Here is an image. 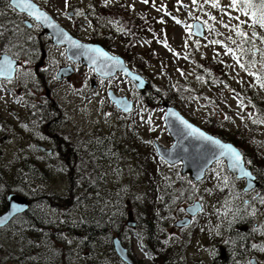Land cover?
<instances>
[{"label":"rangeland","instance_id":"1","mask_svg":"<svg viewBox=\"0 0 264 264\" xmlns=\"http://www.w3.org/2000/svg\"><path fill=\"white\" fill-rule=\"evenodd\" d=\"M6 1L8 0H0L3 5L0 6V10L5 9L10 12L11 14L6 15V17L8 16L11 20L13 15L9 10V5H6ZM100 1L106 2V0ZM76 2L80 8H85L90 0H76ZM107 3L112 5L110 9L106 10L109 14L106 13L105 15L111 16V18L115 17L117 26L127 27L128 37L125 38L126 41H132L136 36H138L135 38L136 40L139 37L142 38L134 48L124 38L115 36V30L113 29V36H109V42H111L109 47L111 49H108L111 52L128 57V60L132 61V65L134 63L138 65L144 72L142 74L147 76L150 82L159 85L165 92L178 91L180 86L183 85L184 88H181V90L186 93L173 98L171 104L180 109L194 123L204 128L210 127L211 129L223 130L227 134H240L241 138L247 142L249 138L248 145L250 147L264 149V123H253L256 128L253 133H250L248 128L249 122L255 120L253 117L255 106L251 99L245 96V84L249 85L261 99H264V89L259 87L254 77L249 76L236 65L233 57L226 54L225 47L211 43L213 40H220L233 49L237 47L228 38L231 37V39L238 42L240 37L236 36L230 28H225L220 23V21H223L231 26L238 23L235 19H230L228 15H225L226 12H230L232 17L240 15L237 11L228 7L230 0H220L221 7L219 8H213L210 0L208 3H205V0H197L196 4H193L192 0H149L147 4L143 3L142 0H108ZM211 17L216 19L213 20ZM130 19H132L131 23ZM137 19H139L140 25L133 26L134 23L136 24ZM240 19L244 20L246 18L241 15ZM177 20L181 23H176ZM195 20H200L205 24L206 35L204 37H198L194 33L193 23ZM105 23L108 24L109 21L106 19ZM209 25L211 28L208 27ZM189 26L192 27L189 28ZM9 27L13 32L4 31ZM240 27L248 33L251 32L247 25H240ZM0 31L4 32L3 37H0L1 54L4 49H7L6 40L12 38L17 30L15 27L6 26L5 21H0ZM93 32L92 34L96 35V30H93ZM99 36H102V34ZM165 43L168 47H165ZM64 53V50L59 47L52 49V54L57 58L62 59ZM202 56H206L208 59L216 58L222 62V65L228 71L230 77V82H228L231 87L225 85L212 87L197 78L199 75L196 72V65ZM26 63L27 61H25ZM74 68L75 73L71 76L70 83L58 86L55 92L59 101L64 106L70 107V139L84 137L85 135H96L98 131L116 130L114 126H118L124 121L132 122L131 125L140 129L142 141L134 134L123 136L124 142H126V157L122 162L125 165L126 179L121 178V180L129 181L137 186L140 184V180L146 177V172L151 167L153 176H155L153 179L157 178L159 170L158 167L154 169L153 166L157 160L160 167H163L161 174L164 173V175L170 177L171 185L177 192L185 196V190H188L189 196H191V200H185L182 203L177 200V203H175L176 208L173 213L176 219L186 213L185 207L187 205L194 203L196 200L201 202L202 209L192 218L193 220L189 226L178 228L174 227L172 222L167 227L170 238L171 236H179L184 241V252H182L184 264H219L214 257L219 253L218 247L220 244L227 245L228 242L224 239L232 238L231 230H233V227L230 232L224 230L226 226L224 221L227 216H220L218 211L221 209L223 201L225 203L226 201L235 200L234 196L236 201L249 199L248 212L254 214L256 216L255 220L258 222L253 241L259 249L260 258L256 257L261 264H264V251L261 250L264 249V204L259 199L255 200L256 190L244 192L242 188L245 181L232 178L228 174L224 161L220 165L215 164L200 182H194L188 175H182L180 165L166 166L161 164L162 159L156 153L154 142L159 140L165 146H170L173 143L164 122V106L161 105L158 108L146 106L145 100L141 99L140 92L135 85L123 75H119L111 81H100L98 77H95L93 70L82 63ZM253 71L259 72L258 68H254ZM93 81L96 82L94 87L92 86ZM10 85L13 89L12 92H8L0 83V137L2 139L0 142V147L2 146L0 150V177L2 175L6 177L3 183L0 184V193L6 190L5 187L9 185V177L13 175L16 169L17 156L19 152L23 151V147L28 145L26 140L29 139L28 133L25 132L28 126L21 121V119L28 117V110L22 105L24 99H20L23 96L20 94L19 86L15 85L14 81ZM26 85L29 86V84ZM109 88H113L118 94L127 95L134 101L137 109L131 116H124L127 114L117 111L118 108L109 99ZM27 91L29 92V95L26 94L28 98L32 91L35 93V88L30 87ZM44 91H42V94L45 93ZM165 102L168 101L162 100V104ZM225 117H228V119H225ZM149 119L151 123H148ZM214 122H221L222 124L217 127L218 124H214ZM151 129H155V131ZM5 135L7 136L6 140L3 139ZM140 150H143V158L141 159L146 163L145 165L142 164L141 173L136 167H133L141 163L139 160ZM247 151L251 150L247 148ZM129 154H131V157L128 156ZM246 156H248V152ZM251 158H254V156L252 155ZM248 161H250V158ZM43 166L50 173L46 186L52 197L65 200L56 203L58 208L56 209L57 212L54 211L53 213L54 219L64 218V215L68 214L69 218L71 216L76 221L84 212L72 205V200L75 198L72 199L71 197L69 199L67 197L63 199L64 195L67 196V189L70 187L69 174L65 170L64 160H59L58 157L42 159L39 162V167ZM217 173H219V178ZM222 177H228L230 184V192L227 195H224L218 186L223 180ZM109 180L112 182L113 176ZM216 188L220 195L215 192L217 191ZM206 189L210 191H206ZM149 190L150 193H153L151 189ZM145 192L146 188L143 190V193ZM257 197H259V193ZM128 220L137 221L134 212H130ZM67 237L70 248L71 243L75 247L74 259L79 264L88 263L92 256L83 257V250L79 248L80 239H73L70 243L71 236L68 235ZM132 249L136 262L138 261L141 264L152 263L150 260L142 261L145 256L139 244L134 243ZM72 254H74V251Z\"/></svg>","mask_w":264,"mask_h":264},{"label":"trees","instance_id":"2","mask_svg":"<svg viewBox=\"0 0 264 264\" xmlns=\"http://www.w3.org/2000/svg\"><path fill=\"white\" fill-rule=\"evenodd\" d=\"M6 3L8 4V1ZM0 6H3L1 2ZM0 13H3L0 18L11 14L5 9L0 10ZM137 25H140L139 19L136 20V24H133V26ZM126 28L119 26L114 28L113 26L115 36L124 39L128 37ZM4 31L13 32L10 27ZM256 31L264 35V30L259 27ZM135 38L132 41H126V39L125 41L135 48L137 40L140 39ZM255 43L258 48L264 49V43L260 40H256ZM245 47H251V45H245ZM123 56L126 60L129 59ZM248 59V56H244L242 62L247 63ZM253 59L257 61L255 68H258L259 72L264 75L259 53ZM134 66L137 71L144 74L138 65L134 63ZM196 72L202 78V82L212 87L222 85L231 87L228 71L219 59H208L202 56L197 62ZM182 86L178 91L165 92L159 85L151 82L148 89L139 92L146 106L158 108L161 107L162 100L172 103L173 98L184 95L186 92L181 90L184 88ZM232 90L234 91L233 88ZM245 91V96L249 97L255 106L254 119L264 120V99L259 98L258 94L247 84H245ZM117 111L123 114L119 109ZM133 113L124 116H131ZM131 123L124 121L114 126L116 130L98 131L96 135L70 139L71 184L67 189V196L64 195L63 199L75 198L72 200V205L84 212L76 221L71 216L69 218L68 214H65L64 218L54 219L53 213L57 212L58 208L56 203L65 200L52 197L46 186L50 173L44 166L39 167L38 158L28 155L17 156L16 169L9 177V185L0 193V213L6 210L7 195L11 192L26 194L30 199V205L24 213L17 215L7 226L0 228V264H79L74 259L75 247L71 243L73 239H80L79 248L83 250L82 255L83 257L92 256L89 260L92 264H128L121 260L115 252L113 241L115 235L129 248L130 253H133L134 243H140L145 253V259L142 258V261L150 260L151 264H184L182 253L184 252V241L179 236L170 238L167 227L176 219L173 212L177 200L182 203L185 200H191V196L188 190H185V196L177 192L171 185L170 177L164 173L161 174L163 167H160L157 160L153 165L154 169L158 167L159 170L157 178L153 179L155 176H153L151 167L147 170L146 177L142 178L143 180H140L137 186L129 181L121 180V178L126 179L125 165L122 162L126 157V142L123 136L134 134L142 141L140 129ZM214 124H218L217 127H219L222 123L214 122ZM248 128L250 133L256 129L252 121L249 122ZM206 129L225 140L236 143L240 148L242 147L245 154L248 152L247 157L251 161L248 165L260 181L259 197L255 196V200H261L264 197V149L250 147L249 138L247 142L241 138L240 134H227L223 130L210 127ZM247 148L251 151H247ZM252 155L254 158H251ZM128 156L131 157V154ZM142 156L143 150H140L141 163L133 166L140 173L142 164H146L141 159ZM60 159L67 163L66 158ZM160 162L168 166L165 161ZM228 174L238 180L229 171ZM111 176H113L112 182L109 180ZM5 178L3 175L0 177V184ZM218 186L224 195L230 192L229 182L225 185L222 180ZM145 188L146 192L143 193ZM149 189L153 193H150ZM215 192L220 195L218 190ZM234 199L225 203L223 201L218 211L220 216H227H224L226 217L224 230L230 232L232 227L233 230H231L232 238L224 239L228 243L219 245V253L214 259L219 264H251L252 257H259V249L253 241L258 222L255 220L256 216L248 212L247 199L236 201L235 196ZM68 206L70 207V204ZM130 212H134L137 218L136 226L133 228L127 223ZM244 226L248 229L243 230ZM68 235L71 236L70 243L73 250L68 244ZM223 250L226 252L224 258L221 256ZM73 251L74 254H72ZM136 264L141 263L137 261Z\"/></svg>","mask_w":264,"mask_h":264},{"label":"flooded vegetation","instance_id":"3","mask_svg":"<svg viewBox=\"0 0 264 264\" xmlns=\"http://www.w3.org/2000/svg\"><path fill=\"white\" fill-rule=\"evenodd\" d=\"M35 1L78 39L99 42L108 48L111 45L109 36H113V26L117 27V19L105 14H109L106 10L110 9L112 4L90 0L85 8H80L76 0H68L69 6L66 8L64 0ZM6 5H9L13 18L10 20L8 16H4L0 18V21H5L6 26L15 27L17 31L12 38L6 40L7 49H4L0 57L6 53L17 62L16 67L21 71L15 73L11 82L14 81L15 85L19 86L20 94L23 96L20 99H24L22 105L28 110V117L21 119L22 123L28 126L25 131L29 135V139L26 140L28 145L24 146L23 151L18 155L38 158L39 162L52 157L66 158L65 170L67 174H70V107L64 106L55 92L58 86L70 83L71 76L75 73L74 71L72 75H68L65 68L70 66L74 68L81 63L70 60L66 53V46L54 43L52 36L44 31L40 23L25 12L11 6L10 0ZM76 12L83 14L75 15ZM106 19L109 21L108 24L105 23ZM93 30H96V35L92 34ZM101 34L102 36H99ZM54 47L64 50L62 59L52 54ZM25 61H27L26 64ZM24 72H29L30 75L25 76ZM94 74L100 81L109 80L97 76L95 72ZM11 82L0 78V83L8 92L13 91ZM92 86H96V82L93 81ZM30 87L35 88V93L32 91L27 98L26 94L29 95L27 90ZM43 90H45L44 94H42ZM6 138V135L3 136V139L6 140ZM1 140L0 137V142ZM1 148L2 146L0 150Z\"/></svg>","mask_w":264,"mask_h":264},{"label":"water","instance_id":"4","mask_svg":"<svg viewBox=\"0 0 264 264\" xmlns=\"http://www.w3.org/2000/svg\"><path fill=\"white\" fill-rule=\"evenodd\" d=\"M32 2L39 8L41 11L46 12L52 19V22L56 25H58V28H53L51 26L45 25L39 21L44 29L45 32H47L50 36L53 38V42L58 45H65L66 46V53L68 57H71L70 60L76 61V62H82L83 64L87 65L90 68H93L96 73L103 77V78H109L117 74V72H123L126 76H128L132 82L135 84L138 90L143 91L146 90L149 85L150 81L141 73L133 71L126 63V60L124 57L120 55H116L111 53L104 45L98 43V42H84L77 37L73 36L66 28H64L61 24H59L53 16L48 13L45 9L41 8L40 5L32 0ZM20 11L19 8H16ZM22 12V11H21ZM26 13V12H25ZM27 14V13H26ZM199 26V27H197ZM63 30L64 32H67L68 35L80 42L81 44L88 45L94 48H100L104 52L108 53L109 55H113L118 57L123 63L121 65L111 67L106 69V71H110L112 75L105 76L101 74L100 67H101V61L97 60V63L94 65L91 63L89 56L96 55L95 53H88L83 52V54L80 55H74V53H77L79 50L70 48L69 44L67 42L64 43H58L59 41V31ZM194 32L200 36L203 37L205 35V27L203 23L199 20H196L193 25ZM7 55L11 60L12 57L9 54L3 53L0 57V60L3 59V57ZM14 61V67H16L17 62ZM66 74L71 75L74 72V69L70 66L69 68H65ZM61 74V73H59ZM15 73H13L12 78L14 77ZM3 78V77H0ZM109 96L111 101L116 105L117 108L124 111L125 106L128 107V111L124 112H130L134 107V101L129 99L126 95H118L113 89L109 90ZM163 105L166 108L165 112V121L168 127V131L170 135L173 138V144L170 147H166L160 142H155V147L157 150L158 155L164 159L168 164H176V163H182V169L181 173L183 175L189 174L190 178L197 182L202 180L207 170L215 163V157L213 156V151H216L218 153V150L213 149L212 146L207 144L204 141L197 140L195 137L192 136H186L184 135V130L182 129V126L179 124V121L174 116H170V112L176 113L178 116L182 117L183 119L187 120L190 124H192L194 127L199 128L201 131L205 132L208 135L213 136L216 139H219L222 143L230 144L234 148L237 149L242 155V167L245 171L251 173L249 176H244L239 169H233L231 167V162L227 158H221L225 159L227 163V167L230 172L234 173L237 178H244L246 180L244 190L245 191H251L253 189H256L260 186V182L257 179V176L252 172V170L245 165L244 161V155L241 152V150L233 143L226 142L222 140L220 137L215 136L208 131H206L204 128L198 126L194 122L190 121L188 118H186L181 111L175 107L174 105L169 104L168 102L163 103ZM207 161V163H205ZM199 177V178H198ZM15 206L18 211L13 212L12 208ZM29 208V199L27 196L20 194V193H10L7 197V208L6 210L0 214V218H7L3 224H0V228L6 226L16 215L25 212ZM186 212H188V216L178 219L175 222V226L183 227L186 225H189L191 222V216L196 215L201 209L202 205L199 200L195 201V203L190 204L186 206ZM129 224L135 225V222H129ZM114 247L118 254V256L125 261L128 264H135V261L133 260L132 256L129 253V250L126 246L123 245L122 241L119 237H114ZM87 254V253H85ZM223 258L226 256L225 250L222 251ZM252 264H260L257 258L253 257L251 258ZM90 264V263H88Z\"/></svg>","mask_w":264,"mask_h":264},{"label":"snow or ice","instance_id":"5","mask_svg":"<svg viewBox=\"0 0 264 264\" xmlns=\"http://www.w3.org/2000/svg\"><path fill=\"white\" fill-rule=\"evenodd\" d=\"M107 2L108 0H106V3ZM142 2L147 4L149 0H142ZM208 2L209 0H205V3ZM210 2L213 8L221 7L220 0H210ZM64 3L65 7L67 8L69 6L68 0H64ZM192 3L196 4L197 0H192ZM10 5L14 8H19L22 12H26L29 17L33 18L36 21H39L53 28H58V25L52 22L51 17L46 12L41 11L39 8H37V6L32 2V0H10ZM228 7L232 10L237 11L240 15L232 17L230 12H226L225 15H228L230 19H235L236 21H238V23L235 26L226 24L223 21H220V23H222L225 28H230L232 31H234L235 35L240 37L241 39L238 43L237 40L231 39V37L228 38L231 40L232 44L237 46L235 49L223 44V42L220 40H213L211 43L222 45L223 47H225L226 54H229L233 57L236 62V65H238L242 70H244L249 76L254 77L259 87L264 89V75H262L258 71H253L257 63V61L253 59V57H255L257 53H259L261 57V67L264 68V49L258 48L255 43L256 40H260L261 43H264V35H261L256 31L257 27L264 30V0H230V4L228 5ZM82 14L83 13L81 12L75 13V15ZM0 15H3V13H0ZM65 15H67V13ZM241 15L244 16L246 19L241 20ZM211 19L215 20L216 18L211 17ZM161 23H163V21H161ZM176 23L181 22L177 20ZM240 25H247L248 28L252 30L251 35H249L247 31L242 30ZM191 27L192 26H189V28ZM208 27L211 28L210 25ZM3 35L4 32L0 31V37H3ZM58 35V43L67 42L70 48L79 50L77 53H74V55H80L83 54V52L95 53L96 55L89 56V59L94 65L97 63V60L101 61L100 71L102 75H112V73L110 71H106V69L121 65L123 63L118 57L109 55L100 48H94L88 45H84L72 39L68 35V33L64 32L62 29L59 31ZM245 45H251V47H245ZM165 47H168L166 43ZM244 56L249 57L247 63L242 62V58ZM69 59H71V57H69ZM20 71V68L14 67V61L11 60L7 55H5L2 60H0V77L5 78L9 82H11L13 73H18ZM23 75L27 76L30 75V73L24 72ZM197 78L202 79L201 77ZM124 111H128L127 106H125ZM169 115L176 117V119L179 121V124L182 126V129L184 130V135L195 137L197 140L204 141L210 146H212L213 149L218 150V153L216 151H213V156L215 157V162L217 165H220L222 163V157L227 158L231 162V167L234 170L239 169V171L244 176L251 175V173L245 171L242 167V155L232 145L222 143L219 139H216L213 136L206 134L205 132L201 131L199 128L194 127L187 120L178 116L174 112H170ZM225 119H228V117H225ZM148 123H151L150 119ZM253 123H264V120H253ZM151 130L155 131V129ZM205 163H207V161H205ZM248 163H251V161H248ZM217 177L219 178V173H217ZM222 179L224 184L227 185L228 177H222ZM206 191L210 190L206 189ZM260 202L264 203V197L261 198ZM12 210L13 212L18 211L15 206H13ZM6 219V217L0 218V224H3ZM261 250L264 251V249Z\"/></svg>","mask_w":264,"mask_h":264}]
</instances>
